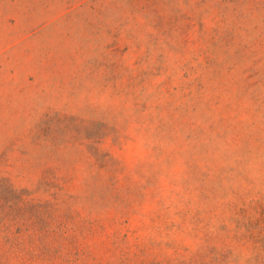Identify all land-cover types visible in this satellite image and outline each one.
Segmentation results:
<instances>
[{"label": "rangeland", "instance_id": "obj_1", "mask_svg": "<svg viewBox=\"0 0 264 264\" xmlns=\"http://www.w3.org/2000/svg\"><path fill=\"white\" fill-rule=\"evenodd\" d=\"M0 264H264V0H0Z\"/></svg>", "mask_w": 264, "mask_h": 264}]
</instances>
